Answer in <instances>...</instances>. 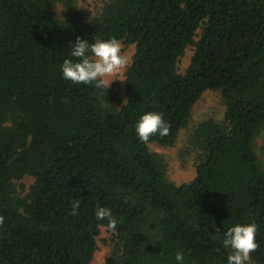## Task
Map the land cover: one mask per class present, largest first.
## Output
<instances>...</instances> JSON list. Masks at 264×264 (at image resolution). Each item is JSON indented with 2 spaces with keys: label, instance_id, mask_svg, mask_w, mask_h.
<instances>
[{
  "label": "trees",
  "instance_id": "trees-1",
  "mask_svg": "<svg viewBox=\"0 0 264 264\" xmlns=\"http://www.w3.org/2000/svg\"><path fill=\"white\" fill-rule=\"evenodd\" d=\"M56 5L0 0V264H91L103 228V264H175L179 251L184 264H226L223 233L247 222L257 225L251 264H264L254 146L264 131V0H104L95 15L64 19ZM77 36L135 44L126 102L63 79ZM207 90L221 92L224 117L192 130L184 150L198 153L196 175L177 184L150 144L174 145ZM146 111L163 114L167 136L139 141L134 125ZM97 205L111 208L115 231L95 219Z\"/></svg>",
  "mask_w": 264,
  "mask_h": 264
},
{
  "label": "clouds",
  "instance_id": "clouds-1",
  "mask_svg": "<svg viewBox=\"0 0 264 264\" xmlns=\"http://www.w3.org/2000/svg\"><path fill=\"white\" fill-rule=\"evenodd\" d=\"M69 57L60 65L63 79L74 84L93 85L98 89H107L128 64V57L122 54L121 43L114 37L107 39L96 37L92 41L76 37L70 42ZM135 134L139 141L148 143L153 136L164 137L169 134L170 125L163 114L157 111H146L136 120ZM79 199L71 202L70 215H77L80 209ZM97 221H107V228L115 231L117 221L111 208L97 205L94 211ZM5 218L0 216V225ZM257 225L255 222L235 223L223 233L222 246L228 250L226 264H251V254L258 248L256 240ZM184 253L175 255V264H184Z\"/></svg>",
  "mask_w": 264,
  "mask_h": 264
},
{
  "label": "rangeland",
  "instance_id": "rangeland-1",
  "mask_svg": "<svg viewBox=\"0 0 264 264\" xmlns=\"http://www.w3.org/2000/svg\"><path fill=\"white\" fill-rule=\"evenodd\" d=\"M104 0H57L56 14L59 18L69 17L74 12H81L88 18L100 11ZM122 54L128 57V64L122 71L119 79H125V72L131 63L135 53V44L120 42ZM195 47L189 46L185 53L181 56L178 69L183 73L194 54ZM110 90L117 91L123 102H126L125 80H115L108 87ZM225 113V105L220 91L207 90L203 93L199 101L194 105L192 116L188 126L181 129L178 138L172 146H161L157 143L150 144L152 152L162 155L166 161L167 174L169 178L177 184L189 182L196 175V165L198 162V153L195 151L185 153L188 137L192 130L201 122L209 119L222 120ZM255 150L264 166V131H262L255 139ZM34 179L27 176L22 181L17 182L21 192H26ZM110 237L109 231L102 229L98 238V248L95 252L94 259L91 264H103L109 255L110 244L107 239Z\"/></svg>",
  "mask_w": 264,
  "mask_h": 264
}]
</instances>
